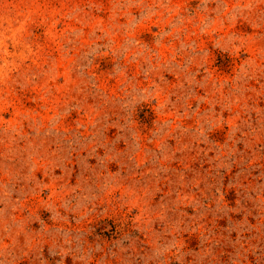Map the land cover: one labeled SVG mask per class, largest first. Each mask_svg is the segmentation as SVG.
<instances>
[{"label": "rangeland", "instance_id": "obj_1", "mask_svg": "<svg viewBox=\"0 0 264 264\" xmlns=\"http://www.w3.org/2000/svg\"><path fill=\"white\" fill-rule=\"evenodd\" d=\"M0 264H264V0H0Z\"/></svg>", "mask_w": 264, "mask_h": 264}]
</instances>
